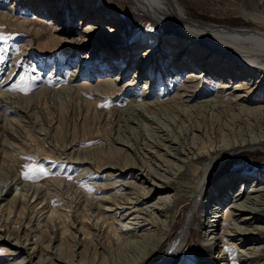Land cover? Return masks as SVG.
Masks as SVG:
<instances>
[{"label": "bare ground", "instance_id": "6f19581e", "mask_svg": "<svg viewBox=\"0 0 264 264\" xmlns=\"http://www.w3.org/2000/svg\"><path fill=\"white\" fill-rule=\"evenodd\" d=\"M133 1L135 8L159 25V30L157 34L141 35L140 42L125 48L119 44L108 48L112 42L122 40V26L116 16L86 5L88 0H35L31 4L41 12L47 9L50 20L57 21L47 30L48 40L57 47L100 51L98 60L105 65V76L91 90L105 95L115 88L123 90L144 76V68H149L151 74L164 73L167 66L163 65L168 62L167 74L178 73L182 83L178 93L166 102L153 99L113 111L116 119L105 125L111 129L113 140L105 148L95 149L97 160L85 151L81 156L69 157L85 170L104 174L106 179L98 186L104 195L91 199L84 209L90 213L80 219L73 217L67 225L68 215L63 208L56 209L55 226L49 225L55 219L53 211L45 218L44 226L37 225V217L28 218L24 214L29 204L28 190L22 191L21 199L6 198L9 178L0 165V212L22 216L21 235L10 232L7 220L0 221V246L4 256L11 259L0 264H146L162 246L165 251L152 264H170L186 252L196 213L200 221L196 222L201 235L199 245L214 250L203 257V264H264V240L257 239L264 235V173L249 176L233 172L214 181L209 189L205 187L232 155L264 152V0H232L238 14L253 24L250 36L243 40L218 36L196 26L176 0ZM62 7L72 8L79 18L80 27L72 39L63 34ZM1 16L7 17L0 12ZM155 52L163 56L161 60L168 58L167 62L157 63L151 58ZM118 56L125 62L124 68L111 70ZM131 57L138 61L133 75L125 81ZM79 73L77 68L70 75L74 78ZM208 76L213 96L202 95L203 99L198 97L197 101V88ZM149 80L141 81L143 90L151 88L153 81ZM29 101L24 99L26 105ZM29 117L35 124L36 116ZM206 119L208 132L203 125ZM5 129L0 126V131ZM74 143L72 139L65 149ZM251 177L255 179L251 181ZM180 178L188 179L191 188L180 183ZM203 194V205L196 208ZM182 208L184 216L175 230ZM220 218L221 224L216 226ZM32 237H36L35 242ZM233 248L238 256L231 260Z\"/></svg>", "mask_w": 264, "mask_h": 264}, {"label": "rangeland", "instance_id": "374dc122", "mask_svg": "<svg viewBox=\"0 0 264 264\" xmlns=\"http://www.w3.org/2000/svg\"><path fill=\"white\" fill-rule=\"evenodd\" d=\"M54 1L62 2V0ZM88 1L86 5L94 7L100 13L110 14L112 17L116 16L120 22V27L122 26V40L112 42L111 46L107 45L108 48L118 46V44L125 48L140 42L141 35L158 33L159 25L152 18L144 15L137 7L135 8L133 0ZM33 2L35 0H0V12L6 13L7 16L6 19L3 18L5 16H1L2 19L0 17V34L11 37L6 44L0 42V48L7 49L6 52H0V57H3V59H0V94H2L0 95V126L6 128V131H0V165L3 170H7L5 176L9 178L4 195L8 199L13 196L21 199L22 197H19V195L22 191L28 190L30 192H27L29 204H27L24 213L28 215V218L37 217V225L44 226L46 217L53 211L51 215L55 219H52L49 225L55 226L58 224L56 218V211L58 210L56 209L63 208L68 215V221L65 222L66 224L64 223L67 225L73 217L80 219L83 214L86 216V213H90L87 209H84L92 201L91 199H98L104 195L98 186L106 179L104 174L96 173L93 170H85L83 165L74 163L69 157L75 158L76 155L81 156L87 152L94 156V160L95 157L97 160L99 153L94 152L95 149L100 146L105 148L113 140L110 136L111 129L105 126L111 120L116 119V116L112 113L113 111L125 109L126 106L140 104V102L141 104L142 102H149L153 99L160 103L166 102L178 93L182 78L181 75H177L178 73L175 72L168 75L170 70L167 69L169 67L168 62L163 65V67L167 66L164 73L158 72L155 75L151 74L149 68H144L142 71L144 76L137 80V82H140L138 84L135 82L131 86L123 88V90H118V88H115L117 90H108L106 95L91 90L98 83V79L105 76L102 73L105 65H102L98 60L101 55L100 51L91 48L81 50L77 47H67L66 49L57 47L54 42L48 40L47 31L57 21L50 20L47 9L46 12L45 10L41 12V8H38V6L33 8L31 5ZM176 2L182 8L184 15L198 27L211 30L218 36L236 40H243L250 36L253 24L244 20L238 14L232 0H176ZM65 9V7L61 8L64 17L61 27L67 39H72L75 31L80 27L79 18L77 14H74L72 8H70L71 10ZM50 46L54 47L49 49ZM141 52L142 50L136 52V57ZM136 57H131V60H129L130 68L124 74L125 81H129L134 73L136 61H138ZM153 57L159 64L162 63L161 61L167 62L168 59L161 60L160 58L163 56L158 52H155L151 58ZM117 58L118 60L114 61L115 63L113 62L114 65H111V70L124 68L125 62H122L123 60L119 61V56ZM145 65L148 66L147 63ZM77 68H79L80 73L72 78L71 75ZM158 71H161V69ZM21 77L24 78L23 85H20ZM143 78L153 81L149 90H143L140 87ZM209 78L208 76L204 81L205 83L197 88V101L203 99L202 95H205L206 98L207 95L209 97L213 96L214 87L209 83ZM153 83L155 84L153 85ZM16 85L25 87L28 94L8 90ZM12 97L16 98L18 103L14 102ZM28 98L30 101L26 105L24 99ZM22 106L28 108H22ZM29 116H36L35 124L31 123L32 120ZM28 119H30V122ZM50 122H53V125ZM15 123L18 126L15 127ZM203 125L208 132L209 119H206ZM72 139L75 142L74 145L69 149H65V144L72 142ZM35 167L41 168L45 175L37 176L35 182H32L31 178L26 180L22 177V172L26 168L31 170ZM263 171L264 152L259 150L240 152L232 155L205 187L209 189L214 181L233 172L257 176L259 173H264ZM254 179L255 177L250 178L251 181ZM178 181L187 185V189L192 186V184H189L188 179L180 178ZM40 192L42 198L36 199L40 196ZM112 192L114 191H109V193ZM181 194L183 196L185 193ZM204 200L205 194L198 200L196 208L203 205ZM19 201L18 204L20 205L22 200ZM185 204L186 202H184ZM3 211L0 212V221L6 222L7 220L10 232L12 234L18 232L21 235L20 221L22 216L18 212H12L13 214L9 215V213ZM184 212L185 208H182L178 214V218H180L176 222L175 230L179 227ZM195 215L187 240L186 252L176 257L170 264H203V257L209 253L213 254L214 250L211 252V248H201L199 245L201 235L197 231V225L199 224L196 222L200 223V221L197 213ZM221 221V218L218 219L216 226L219 223L221 224ZM41 229L42 232L44 228ZM257 239L264 240V235ZM35 241L36 237H32V242ZM164 248L165 246H162L146 264L157 261L165 251ZM0 249V263L11 260L9 257L4 256L3 246H0ZM237 256V249L233 248L229 253V258L233 260ZM262 258L264 261V253ZM230 262L229 264H240L237 261Z\"/></svg>", "mask_w": 264, "mask_h": 264}, {"label": "snow or ice", "instance_id": "6c2138e0", "mask_svg": "<svg viewBox=\"0 0 264 264\" xmlns=\"http://www.w3.org/2000/svg\"><path fill=\"white\" fill-rule=\"evenodd\" d=\"M11 39V37L9 36H5L3 34H0V42H3V43H7V41ZM7 49L6 48H0V52H6ZM0 59H3V57H0ZM24 84V78L21 77V80H20V85H23ZM20 85H16V86H13L11 88H9L8 90L9 91H19L21 94H28V90H26L25 87H21ZM45 175L44 171L39 168V167H35L34 169H31L29 170L28 168H26L23 172H22V177L24 179H29L31 178L32 182H35V178L37 176H43Z\"/></svg>", "mask_w": 264, "mask_h": 264}]
</instances>
